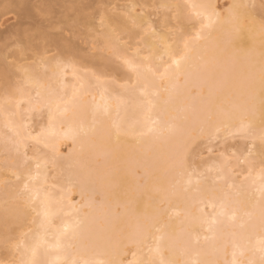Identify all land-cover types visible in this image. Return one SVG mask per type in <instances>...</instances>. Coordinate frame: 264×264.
<instances>
[{
  "label": "bare ground",
  "instance_id": "bare-ground-1",
  "mask_svg": "<svg viewBox=\"0 0 264 264\" xmlns=\"http://www.w3.org/2000/svg\"><path fill=\"white\" fill-rule=\"evenodd\" d=\"M252 1L229 0L230 8L222 9L219 0H154L141 7L137 3L124 6L123 10L127 16L124 14L111 16L105 11L103 19L106 21L102 23V26L105 25L103 42L114 49L115 57L122 60L124 68L133 71L128 62L137 67V70L133 71L136 86L126 88L120 94L115 93L114 86L104 83L100 75H82L74 63L59 65L49 63L50 73L47 75L36 72L33 66L28 67L23 73V84H30L31 89L7 86L9 89L4 90L7 91L0 100V129L7 128L10 133L7 136L0 133V145H3L4 149H11L12 153L7 161L4 160L5 164H0V233H4L0 236V244L11 242L10 250L13 249L14 253L17 251L18 255L14 256L15 260L11 258L13 261H7L8 263L0 261V264H24L31 258L32 249L37 244L46 246L53 243L63 227L77 218L74 213L76 209L81 210L80 218L87 216L88 228L77 242L82 249H87L99 238H105L108 241L109 259L116 264H137L147 252L146 247L136 242L144 232L145 226L150 225L148 231L152 235L160 234L155 231L156 228L165 233L186 228L203 207L200 203L201 192L214 184L223 187L222 177L225 173L230 175L231 181L237 187L241 184L245 186L242 198L259 200V173L261 162L264 161V145L260 140L264 125L261 123L259 111L255 114L241 113L231 119L214 116L208 120L207 113L216 108L215 97L218 93L194 77L181 80L179 84L175 82L168 84L169 92H161V103L154 110V114H161L166 121L174 124L184 122L192 130L190 136L185 137L190 141V147L187 152L186 169L183 172L171 168L170 154L165 144L157 146L162 159L158 162H146L141 159L140 146L132 138L122 140L119 146L98 140L91 132L93 122L90 111L78 116L72 115L76 110L74 96L85 92L89 101L95 97L96 102L103 103L101 97H105L112 107L113 119L119 118L127 124L139 127L137 122L144 119V112L141 109L143 99L141 88L148 87L151 90L153 79L146 69L152 67L163 71L182 47L179 35L170 31L169 27L170 17L167 10L173 6L178 7L180 17L191 11L188 5L195 3L212 5V10L219 14L221 22L229 17L237 18L245 29V35L254 42L258 56L261 44L260 23L254 18ZM17 5L24 6H20L21 10L24 8L23 11L20 10L23 16L27 18V15H31L33 7L31 0H0V9L3 7L5 11H10L7 8L14 6L18 9ZM155 6L162 10L161 18L156 22L152 19L154 14L149 12V9H154ZM11 10L13 13L16 11ZM43 11L48 13L49 8L44 7ZM4 15L3 13L2 16ZM198 28L197 23L192 34ZM123 32H127L128 37L132 39L130 46L124 42V38L119 37ZM137 39H141V42L136 43ZM32 41L33 36L27 35L26 50L32 49ZM54 43L58 44L65 54H70L66 53L70 52L67 51L68 46L71 50L73 48L70 45H60L58 40H54ZM74 49L78 52L76 47ZM73 52L75 51H71ZM45 53L42 51L40 55L44 56ZM5 61L6 59L0 56V74L4 75L2 78H6L7 74L10 76L7 72L11 71ZM103 63L106 68L112 67L110 61ZM39 65L36 63V66ZM67 67L74 78L72 83L64 80ZM5 78L2 81L7 82ZM92 80L99 84V91L92 88L94 84ZM164 101H169L167 111H162L165 107ZM22 103H25L30 116L34 111L46 107L48 111L45 121L32 124L33 118L29 120L24 118ZM117 106L119 116L116 112ZM65 108L68 109L66 114ZM249 120L253 122L251 136L239 130L242 123ZM40 133L45 135L38 142L33 137ZM233 135L251 139L248 150L247 148L243 150L233 163L226 155L215 158L217 149L213 150L214 141L220 138L219 136ZM200 138L207 146L203 152L200 150V153H197L192 149V145ZM18 142L22 145L19 152L15 148ZM68 142L72 143V148L69 150L66 147L65 149L69 151L63 154L65 149L62 145L65 143L67 146ZM29 146L34 149L31 151ZM41 147L51 150V153L47 156L41 155L39 153ZM114 148L117 151L114 152ZM27 150L31 153L29 154ZM203 154L211 158L198 163L197 159ZM29 157L30 161L27 162ZM98 157L101 158L97 159ZM37 163L40 164V177L30 182V187H42L54 197L50 209L52 214L49 217H45L44 206L39 200L29 204L27 196L22 194L23 184L28 182L26 177L29 174L36 175ZM226 163H230L232 168H226ZM240 163L245 164L242 172L235 169ZM50 165L57 169L58 176L51 177ZM221 169L224 171H220ZM14 172L20 176L19 180L13 175ZM246 176H249V179L245 180ZM7 179H11L9 180L11 186L16 190L7 186L10 185ZM6 181L9 184L6 185ZM233 191L235 192V189ZM75 194L80 196L78 200L74 197ZM96 194L101 196L98 202ZM206 211L210 212L211 208ZM69 212L73 214L69 215ZM11 226H16L17 230L15 236L13 234L14 237L10 239L8 235L11 233ZM199 235L202 237L211 234L202 229ZM258 235L257 232L253 236V243ZM231 251L229 247L226 253L219 254V258L231 260ZM57 255L54 250L45 252L42 248L38 253V259L51 264L57 259ZM3 258L0 257V260ZM256 258L258 259V254Z\"/></svg>",
  "mask_w": 264,
  "mask_h": 264
},
{
  "label": "snow or ice",
  "instance_id": "snow-or-ice-1",
  "mask_svg": "<svg viewBox=\"0 0 264 264\" xmlns=\"http://www.w3.org/2000/svg\"><path fill=\"white\" fill-rule=\"evenodd\" d=\"M188 7L191 10L189 13L183 17L177 15L174 32L179 35L182 47L175 53V58L163 71L152 67L146 69L153 79L151 90L141 88L144 119L137 122L139 127L119 118L113 119L112 107L105 97H101L103 103L96 102L95 97L89 101L85 92L74 96L76 110L72 113L78 116L90 111L93 122L91 132L106 144L119 146L124 139H134L140 146L141 159L146 162L162 159L157 146L165 144L171 168L180 172L186 169L190 141L185 137L190 136L192 130L184 122L174 124L166 121L161 114H154L161 103V92H169L168 84H179L181 80L194 77L210 89H215L218 93L216 108L207 113L208 120L214 116L231 119L241 113L255 114L259 111L264 125V20L259 26L261 44L257 56L254 42L245 35V29L237 18L229 17L221 22L212 5L193 3ZM197 23L198 30L189 34L187 29L195 28ZM128 63L133 71L137 70L134 64ZM163 103L165 107L162 111H167L169 101ZM67 112L65 108L64 113ZM116 112L119 116V106ZM252 128L253 122L249 120L242 123L239 130L251 136ZM44 135L40 133L33 139L39 142ZM260 140L264 145V132ZM21 146L19 142L15 145L17 152ZM261 163L258 201L250 197L242 198L245 186L241 184L237 187L230 175L225 173L223 187L214 184L201 192L203 207L186 228L166 233L156 228L155 231L160 234L152 235L148 231L150 225L145 226L136 242L146 247L147 252L137 264H264V161ZM36 168V175L26 177L28 182L23 184L22 194L27 196L29 204L39 200L44 206L45 217H49L54 197L42 187H30V182L40 177L39 163ZM226 168L231 169L232 165L226 163ZM13 175L20 179L15 172ZM208 208H211L210 212L206 211ZM80 212L79 209L74 210L77 218L63 227L53 243L46 246L37 244L32 249L31 258L24 264H46L38 259L42 248L45 252H57V259L51 264H116L108 258V241L105 238L97 239L87 249H82L77 243L88 228L87 216L80 218ZM72 214L69 212V215ZM202 229L211 235L201 237L199 233ZM257 232L259 235L253 243ZM229 247L232 249L231 260L220 259L219 254L226 253Z\"/></svg>",
  "mask_w": 264,
  "mask_h": 264
},
{
  "label": "rangeland",
  "instance_id": "rangeland-1",
  "mask_svg": "<svg viewBox=\"0 0 264 264\" xmlns=\"http://www.w3.org/2000/svg\"><path fill=\"white\" fill-rule=\"evenodd\" d=\"M148 1L154 2V0H31L33 7L30 12L31 15H27V18L23 16V13L21 14L20 12V6L24 7L23 5H17L18 7L16 8L18 9H15V6H12L13 8H7V10L10 9V11H12L11 9H13V11L16 10L18 13L16 11L14 13L5 11V8L2 9L3 7H1L0 10L2 12L0 11V13L2 15L4 13L5 15H0V56H3L6 59V64L8 63L10 65L6 66H8V68L10 67L11 71L7 72L10 76H8L7 74L6 78L4 77L7 82L9 81L8 83L10 86L7 82L2 81L4 80V78H2V76L4 75L0 74V79L2 78L1 81L5 86L4 87L2 85V82L0 81V100L2 99V95H4V93L7 91L6 90L4 92V90L6 88L9 89L8 87L12 88L22 86L24 88L31 89L32 86L30 84H23V73L26 68L33 66V68L37 70L36 72L47 75L50 73V69L48 66L49 63L58 65L65 63H74L78 66L82 75H100L101 80L104 83L114 86L116 94H120L126 88H134L136 86L134 72L132 70L124 68L122 60L115 57L114 49L109 48L103 42V32L105 30V25L102 26V23L106 21V19H103V15H106L105 11H107V13H109V15L111 16H115L117 14H124V16H127L125 15V11L123 10L124 6H130L131 3H137L141 7ZM228 4L230 5L228 6ZM219 5L222 9L226 7H228L229 9L231 3L229 2V0H219ZM44 7L49 8L48 13L43 11ZM23 9L24 8H22L21 11H23ZM251 9L253 10L254 18L256 19V21L260 23L262 20H264V0H253ZM222 11L225 12L224 10ZM149 12L154 14L152 17L154 22L158 21L161 18L162 10L161 8L158 9V6H155L154 9H149ZM167 13L170 17V31L175 33L174 28L176 26L177 15H179L178 7H171L167 10ZM20 15L22 16L21 18ZM127 20L128 17H126V21ZM194 30L195 28L191 27L187 29L189 34H192ZM27 35L33 36L32 49L28 50H26ZM119 37L124 38V42H126L129 46L131 45L132 39L128 37L127 32L121 33ZM54 40H58L60 45H70L73 46V48L76 47L78 52H76L75 49L73 50V48L72 50L69 49L68 46L67 51L70 52H65L70 54H65L64 52L63 54L60 50V47H58V44L56 45L54 43ZM135 42L140 43L141 39H137ZM28 45L30 46V44ZM66 46L65 48H67ZM42 51L46 52L44 56L40 55ZM71 51L75 52L71 53ZM103 61L112 62V67H104ZM36 63L40 65L36 66ZM34 65L36 67H34ZM5 68L6 70H8L7 67ZM65 72L66 74L64 76V80L66 82L72 83L74 78L71 74L70 68L67 67L65 69ZM9 77H11L10 80ZM92 81L94 82L92 86L94 91H99V84H96L94 80ZM5 83H7V85ZM15 102L16 101H14V103ZM22 105L24 107V118L28 120L33 118L34 123L32 122V124H37L40 121H45L46 113L48 111L46 107L42 108L40 111H34L30 116V112L25 108V103H22ZM28 115L30 116V118ZM0 133H2L3 136H7V134L10 133V130L2 127L0 129ZM219 137L220 138L214 141L213 144V150L215 151L217 149L214 154L215 158H221L226 155L231 163H233L235 161V158L238 157L243 150H245L246 148L248 150V148L250 147V145L248 144L250 143L251 139L249 138H242L241 136L234 135L228 137ZM6 143L9 142L6 141ZM71 144V142H68L67 146H65L66 144L63 143V149L67 147V149L70 150L72 148ZM30 146L32 147L33 145L31 144ZM206 146L207 144H205L204 140L200 138L196 141V143L192 145V149L194 151H197V153H200L199 151L201 150L203 152ZM230 146H232V148ZM2 147L3 145H0V164H5L4 160L7 161L8 156L12 152L11 149H4V147ZM31 147L30 150H33L34 148ZM67 149L63 150V154L69 151ZM31 151H28V153L30 154ZM39 153L41 155L47 156L51 153V150L41 147L39 149ZM205 155L203 154L201 157H199V159H197L199 161L197 162L203 163L202 161L211 158ZM99 158L101 157H98L97 159ZM29 161L30 157L29 159H27V162ZM25 166L27 165L25 164ZM244 167L245 164L240 163L237 168H234L236 170L239 169V172H242L244 170ZM50 170L52 172V178L58 176V171L54 166L50 165ZM139 171L138 173H140ZM9 180L7 179V181L10 183L11 181ZM7 181L5 183L6 185L9 184ZM11 184L12 183L7 186H10L9 188L16 190V188L12 187ZM77 196V194L74 195V197L77 198L76 200H78L80 197ZM95 196L97 197L96 201L98 202V199H101V196L99 194H96ZM96 197H94V199ZM117 208L120 209V207ZM10 229L13 230H11V233L8 235V238L10 237L11 239L15 236L17 227L11 226ZM3 235L4 233H0V236ZM11 246V242L3 243V245L0 244V257H5L7 259L4 260L3 258L2 260H0L2 261V263L11 262L10 260L13 261V259L15 258L14 256L18 255L17 251L14 253L13 249L10 250V248H12Z\"/></svg>",
  "mask_w": 264,
  "mask_h": 264
}]
</instances>
